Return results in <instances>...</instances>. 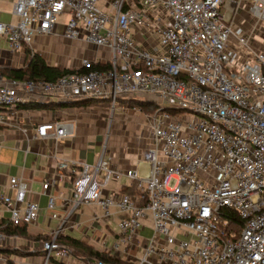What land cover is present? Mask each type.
Listing matches in <instances>:
<instances>
[{
	"label": "built area",
	"instance_id": "built-area-1",
	"mask_svg": "<svg viewBox=\"0 0 264 264\" xmlns=\"http://www.w3.org/2000/svg\"><path fill=\"white\" fill-rule=\"evenodd\" d=\"M14 2L18 20H0L10 52L31 44L36 33L51 32L58 14L68 12L64 36L104 45L109 66L53 79L0 74L1 122H9L6 114L21 102L53 95L108 98L111 111L120 97L158 103L149 115L153 141L146 173L114 166L104 156L105 146L95 163L56 160L42 192L59 222L39 243L41 264H48L52 253L72 254L58 236L73 208L89 201L101 206L102 217L119 214L118 236L107 251L133 264H264V47L255 43L264 42V0H106L107 7L99 0ZM246 4L252 15L248 30L234 22ZM133 27L155 40L151 48L137 42ZM90 63L81 58L82 66ZM71 127V121L48 119L21 131L59 137ZM64 174L72 179V206L60 216L49 188ZM121 174L135 179L136 193L102 195L105 183ZM9 181L14 194L0 190V211L12 223L36 220L41 207L26 199L27 182L17 175ZM149 215L153 233L136 254L130 248ZM0 264L23 263L0 253Z\"/></svg>",
	"mask_w": 264,
	"mask_h": 264
},
{
	"label": "crops",
	"instance_id": "crops-1",
	"mask_svg": "<svg viewBox=\"0 0 264 264\" xmlns=\"http://www.w3.org/2000/svg\"><path fill=\"white\" fill-rule=\"evenodd\" d=\"M14 3V0H0L1 21L18 20L13 12ZM98 5L107 7L106 0H99ZM237 11L234 22L247 30L251 29L252 17L248 4ZM66 20L64 22L57 20L51 32L36 33L31 44H24L14 53L8 50L6 37L0 35V74L12 77L1 70L25 64L28 59L26 48L38 51L47 63L60 68L78 69L82 66L81 58L85 56L90 58L92 63L105 64L102 67L109 66L110 52L104 45L97 46L83 39L64 36L62 31ZM133 33L137 42L145 47L151 48L155 43V40L147 39L137 27H133ZM255 43L264 47V42L259 39ZM77 47L81 52L72 56L71 51H77ZM55 50L57 53H54ZM37 101L39 102L37 106H17L14 112L6 114L9 122L0 121V190L13 195L14 189L9 184V177L20 176L27 182L26 199L38 202L41 207L39 217L25 223L24 232H6L3 228L9 220V214L5 210L0 211V231L6 235L4 245L6 247L0 246V253L23 264L42 263L43 251L39 245L42 235H50L59 222L58 217L50 216L46 207L48 196L42 192L43 179L54 173L55 162L59 157L66 156L95 163L105 146L104 156L108 157L114 166L134 167L146 173L149 170L147 150L153 141L149 113L139 106H131L119 100V105L111 111L108 98L62 99L55 95L51 96V99ZM29 102L34 101H27ZM48 119L71 121V132L64 136L52 137L27 135L21 131L23 125L31 126L33 130L39 121ZM102 173L103 170H100L99 174ZM71 191L72 179L69 174L59 177L49 188V192L55 196L54 210L60 216H65L72 206ZM122 191L135 194V179L121 174L119 179H110L102 187V195ZM102 212L101 206L96 202L79 203L73 208L63 227V233L60 234L62 241L65 242L63 238L65 235L75 236L93 248L109 253L107 249L118 236L119 214L114 212L112 215L102 217ZM143 222L140 234L135 237V244L130 248L136 254L141 252L145 239L149 237L143 235V232L150 230L153 233L152 217L150 215L145 217ZM109 254L117 256L119 261L104 260L105 264H133L124 256ZM58 261L66 264H96L95 257L89 260L75 254L57 256L54 253L49 257L48 264H59Z\"/></svg>",
	"mask_w": 264,
	"mask_h": 264
},
{
	"label": "trees",
	"instance_id": "trees-1",
	"mask_svg": "<svg viewBox=\"0 0 264 264\" xmlns=\"http://www.w3.org/2000/svg\"><path fill=\"white\" fill-rule=\"evenodd\" d=\"M26 50L28 52V59L25 62V64H23L20 67H6L4 68V70H1L2 73L7 72L10 76L18 78V79L31 78V79L36 80V78L53 79L60 74L76 70L75 68H72V67L60 68L54 64L51 65L47 63L45 58L38 51L35 52L29 48H26ZM101 66H105V64L90 63V65L81 66L78 69L81 71H85L92 67H101ZM120 100L123 103H126L131 106H135V105L139 106L144 111H153L158 106V103L155 102L154 100L150 101V100H144V99H140L136 97L135 98L120 97ZM37 104H39L38 101L29 102V103L21 102L17 106L19 107L23 105V106H33L34 107V106H37ZM234 217L237 218V220L239 218L238 216L237 217L234 216ZM25 223H12L10 220H8V222L5 224L3 229L6 232H9V231L24 232ZM42 237L47 238V237H50V235L45 234V235H42ZM61 238H62L61 235H59L58 240L62 241ZM63 238L65 242L62 241V243L72 248V254L81 256L82 258H87L89 260L91 259V257H95L96 260L102 259V260H105L106 262H110V261L118 262L119 261L117 256H113V255H110L106 251L93 248L92 246L88 245L87 243H85L84 241H82L81 239L75 236L71 237L69 235H65ZM58 263L66 264L62 261H58Z\"/></svg>",
	"mask_w": 264,
	"mask_h": 264
},
{
	"label": "rangeland",
	"instance_id": "rangeland-1",
	"mask_svg": "<svg viewBox=\"0 0 264 264\" xmlns=\"http://www.w3.org/2000/svg\"><path fill=\"white\" fill-rule=\"evenodd\" d=\"M242 11H244V10H242ZM58 20L59 21H61V22H64V20H66L67 18H68V13L66 14V13H60V14H58ZM250 17H252V15L250 16ZM77 49V51H71V53H72V56H74V54H78L79 52H81L80 51V49L77 47L76 48ZM75 50V49H74ZM54 53H57V50H55L54 51ZM108 104V103H107ZM106 104V105H107ZM146 112H148L149 113V115H151V113L153 112V111H146ZM148 119V118H147ZM147 119H145V123H147ZM98 178L100 179L101 178V176L99 175L98 176ZM175 181V179H172L171 180V183H173ZM152 234V232L150 231V230H146V231H144L143 232V235H145V236H150ZM128 260V259H127Z\"/></svg>",
	"mask_w": 264,
	"mask_h": 264
}]
</instances>
